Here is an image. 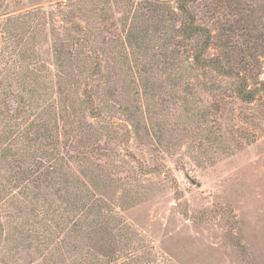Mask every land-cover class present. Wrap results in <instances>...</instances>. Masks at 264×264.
Instances as JSON below:
<instances>
[{"label":"rangeland","instance_id":"374dc122","mask_svg":"<svg viewBox=\"0 0 264 264\" xmlns=\"http://www.w3.org/2000/svg\"><path fill=\"white\" fill-rule=\"evenodd\" d=\"M175 1L157 0L131 46L115 44V54L128 59L105 64L98 108L115 125L76 108L80 125L100 131L98 149L45 177L51 195L90 202L93 191L98 208L70 227L59 249L39 246L26 228L13 234L0 264H264V0H201L192 8L196 24L215 37L207 56L219 55L240 77L187 71L181 53L172 57L171 38L181 50L172 31L180 18L160 2ZM8 2L11 16L55 0ZM118 11L115 30L130 24ZM102 24V32L112 26ZM38 36V55L52 44L65 53L63 31L47 26ZM61 58L67 70L83 69ZM241 76L254 91L250 102L235 93ZM57 206L46 211L53 227Z\"/></svg>","mask_w":264,"mask_h":264},{"label":"trees","instance_id":"16d2710c","mask_svg":"<svg viewBox=\"0 0 264 264\" xmlns=\"http://www.w3.org/2000/svg\"><path fill=\"white\" fill-rule=\"evenodd\" d=\"M156 1L55 0L47 9L35 7L8 16L9 2L0 0V251L9 246L13 234L24 228L39 246L56 244L59 249L72 234L68 232L70 227H81L89 212L98 208L93 191L90 202L51 195L44 188L45 177L53 179L58 170H70L64 169L66 164L61 162L79 161L81 165L82 154H93L98 149L100 131H94L88 122L80 125L76 108L93 119L98 117L115 125L98 108L99 94L105 87L103 70L107 60L115 62L118 55L128 59L127 54H115V44L121 42L125 50L131 46L139 24L148 20L150 8L159 3ZM199 1L176 0L173 7L160 2L165 5L166 15L180 18L172 31L183 44H178L181 50H175V38H171L172 57L181 53L179 63L186 65L187 71L212 70L240 77L237 70L223 65L219 55L207 56L215 37L207 27L196 24L192 8ZM115 8L122 9L118 13L130 20L129 26L124 22L122 29H114L116 22L111 19ZM103 22L112 25L105 32ZM47 26L66 33L68 38L61 44L65 53L52 44L50 53L40 49L38 55V35ZM41 28L42 32L38 30ZM42 55L56 59L50 63ZM61 55H68L69 63H78L83 69L67 70L60 64ZM239 80L235 93L241 101L250 102L254 91L247 89L245 78ZM74 119L77 124H72ZM138 126L133 125L134 129ZM51 202L54 208L60 203L67 208L57 206L56 227L47 216ZM21 214L29 216L26 222Z\"/></svg>","mask_w":264,"mask_h":264}]
</instances>
